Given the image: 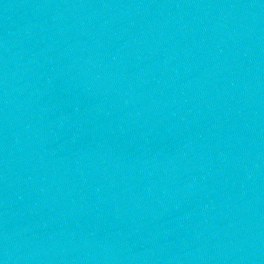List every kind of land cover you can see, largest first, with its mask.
<instances>
[{"label": "water", "instance_id": "obj_1", "mask_svg": "<svg viewBox=\"0 0 264 264\" xmlns=\"http://www.w3.org/2000/svg\"><path fill=\"white\" fill-rule=\"evenodd\" d=\"M0 264H264V0H0Z\"/></svg>", "mask_w": 264, "mask_h": 264}]
</instances>
